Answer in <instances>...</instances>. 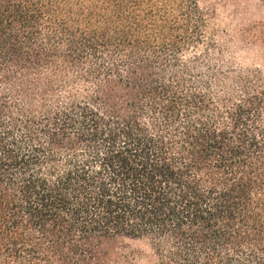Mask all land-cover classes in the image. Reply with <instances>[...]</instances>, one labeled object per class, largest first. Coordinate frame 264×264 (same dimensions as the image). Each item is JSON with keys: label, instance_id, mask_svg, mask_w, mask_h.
I'll list each match as a JSON object with an SVG mask.
<instances>
[{"label": "trees", "instance_id": "trees-1", "mask_svg": "<svg viewBox=\"0 0 264 264\" xmlns=\"http://www.w3.org/2000/svg\"><path fill=\"white\" fill-rule=\"evenodd\" d=\"M212 17L0 0V264H264V71Z\"/></svg>", "mask_w": 264, "mask_h": 264}, {"label": "rangeland", "instance_id": "rangeland-1", "mask_svg": "<svg viewBox=\"0 0 264 264\" xmlns=\"http://www.w3.org/2000/svg\"><path fill=\"white\" fill-rule=\"evenodd\" d=\"M213 13L224 59L237 66L260 67L264 71V1L199 0ZM121 248L132 254L129 264H147L142 241L129 240Z\"/></svg>", "mask_w": 264, "mask_h": 264}]
</instances>
